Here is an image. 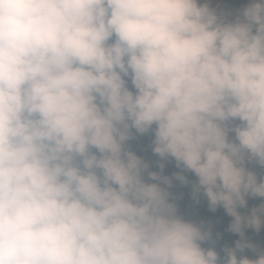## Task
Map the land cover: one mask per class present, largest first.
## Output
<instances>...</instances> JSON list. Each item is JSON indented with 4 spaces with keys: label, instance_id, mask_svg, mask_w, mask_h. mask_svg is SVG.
Here are the masks:
<instances>
[{
    "label": "clouds",
    "instance_id": "9594fccd",
    "mask_svg": "<svg viewBox=\"0 0 264 264\" xmlns=\"http://www.w3.org/2000/svg\"><path fill=\"white\" fill-rule=\"evenodd\" d=\"M0 264H264V0H0Z\"/></svg>",
    "mask_w": 264,
    "mask_h": 264
},
{
    "label": "trees",
    "instance_id": "16d2710c",
    "mask_svg": "<svg viewBox=\"0 0 264 264\" xmlns=\"http://www.w3.org/2000/svg\"><path fill=\"white\" fill-rule=\"evenodd\" d=\"M258 201H250V204L251 203H257ZM236 238H238V237H236ZM257 242H259V240H258V238H257Z\"/></svg>",
    "mask_w": 264,
    "mask_h": 264
}]
</instances>
